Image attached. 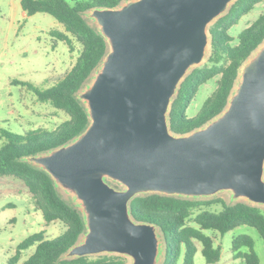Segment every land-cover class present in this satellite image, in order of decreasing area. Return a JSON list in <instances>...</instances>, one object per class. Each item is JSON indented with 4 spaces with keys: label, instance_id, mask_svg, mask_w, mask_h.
Segmentation results:
<instances>
[{
    "label": "water",
    "instance_id": "95a60500",
    "mask_svg": "<svg viewBox=\"0 0 264 264\" xmlns=\"http://www.w3.org/2000/svg\"><path fill=\"white\" fill-rule=\"evenodd\" d=\"M233 1L135 0L93 9L111 49L84 94L91 122L72 142L29 158L85 206L89 231L72 247L75 256L115 251L132 264H156V227L128 212L142 191L198 196L232 188L264 204V44L244 64L221 116L182 136L166 123L181 79L204 56L207 25Z\"/></svg>",
    "mask_w": 264,
    "mask_h": 264
},
{
    "label": "trees",
    "instance_id": "16d2710c",
    "mask_svg": "<svg viewBox=\"0 0 264 264\" xmlns=\"http://www.w3.org/2000/svg\"><path fill=\"white\" fill-rule=\"evenodd\" d=\"M123 0H20L24 13L50 14L62 25V30L51 29L52 47L64 42L70 52H76L72 66L63 74L53 76V84L39 88L25 81L14 80L26 86L42 103L64 112L67 116L53 128H28L22 133L0 127V176H13L23 181L34 208L39 210L48 224L60 221L64 229L48 239L43 231L22 240L9 264H122V260L105 254L65 257L85 231L80 212L58 193L51 175L42 167L32 164L29 158L52 151L70 143L90 124L88 109L80 102L77 93L108 52L104 36L92 27L84 13L100 8H114ZM264 0H234L227 11L207 25L209 54L204 64L192 68L180 81L166 113L167 128L178 136L187 135L217 117L226 107L238 78L241 66L264 41V12L235 37L229 29L239 19ZM235 41V42H234ZM210 79L215 88L205 98L198 112L188 117L186 109L198 88ZM220 205L219 209L214 206ZM131 219L153 224L163 239V255L159 264H194L197 246L206 263L220 259L221 247L214 243L206 230L224 234L239 225L257 230L264 242V212L246 202L227 204L213 197L171 195L158 192L137 194L128 204ZM252 238L240 234L233 238L234 258L245 264H259L253 249ZM34 247L20 263V251ZM246 250L242 251L241 248Z\"/></svg>",
    "mask_w": 264,
    "mask_h": 264
},
{
    "label": "rangeland",
    "instance_id": "374dc122",
    "mask_svg": "<svg viewBox=\"0 0 264 264\" xmlns=\"http://www.w3.org/2000/svg\"><path fill=\"white\" fill-rule=\"evenodd\" d=\"M132 1L135 0H123L118 7H122ZM261 12H264V1L256 4L251 11L243 15L238 23L229 29V33L235 37L241 29L249 25ZM84 17L92 27L102 34L100 21L93 10L85 12ZM51 29L62 30V25L50 14L37 12L27 16L21 8L20 0H0V127L12 132L22 133L28 128L43 127L50 129L67 118L64 112L53 108L48 103L39 102L34 93L26 86L13 82L14 80L25 81L44 89L53 84V76L63 74L75 62L76 52H70L64 42L57 41L54 48L51 46L53 42L49 34ZM104 38L108 44L109 52L111 49L109 38L107 36H104ZM263 44L264 41L248 57L244 64L255 56ZM208 54L209 40L203 58L193 64L189 71L196 66L204 64ZM104 59L97 65L77 93L78 99L85 107H88V100L84 97V94L100 72ZM244 64L240 68L229 100L239 87ZM215 85V80L210 79L198 88L193 100L186 109L188 117H192L198 112L205 98L215 88ZM229 100L223 111L227 109ZM222 114L223 112L204 126L213 122ZM1 143L2 139H0V145ZM49 152L51 151L42 154ZM28 161L40 166L34 160L29 159ZM52 179L60 196L75 207L84 219L85 231L75 245L81 244L89 231L85 206L72 188L55 177H52ZM262 179L264 180V171ZM104 180L116 190L121 191L126 188L122 183L110 177L104 176ZM149 192L151 191H142L140 193ZM197 197L202 199L218 197L227 204L246 202L258 206L264 212V204L253 202L243 195H236L232 188L219 189L211 194L198 195ZM214 208L219 209L220 205L214 206ZM63 229L64 226L60 221H53L48 224L44 221L41 212L34 208L30 193L22 180L13 176H0V264H9L10 257L16 253L17 245L27 236L43 231L45 237L51 239L58 236ZM205 232L211 235L214 243L221 247L220 259L214 263H206L201 254V244L195 242L197 251L193 259L194 264H245L242 258H234L232 256V240L240 234H247L252 238L253 249L259 258V264H264V242L255 228L248 225H239L222 235L212 230H206ZM155 233L158 241L156 264H159L163 255V239L157 228ZM33 249L34 247H29L21 250L18 263L22 262ZM241 250L244 251L246 249L243 247ZM97 254H105L120 259L123 262L122 264L134 263V258L127 253L103 251L90 255ZM75 255L76 253L71 248L65 254V257L69 258Z\"/></svg>",
    "mask_w": 264,
    "mask_h": 264
}]
</instances>
